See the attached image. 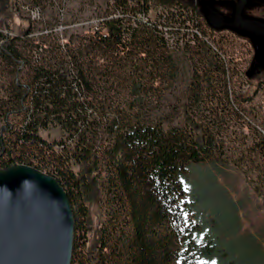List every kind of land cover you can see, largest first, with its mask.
<instances>
[{
  "label": "trees",
  "instance_id": "16d2710c",
  "mask_svg": "<svg viewBox=\"0 0 264 264\" xmlns=\"http://www.w3.org/2000/svg\"><path fill=\"white\" fill-rule=\"evenodd\" d=\"M112 1L101 27L60 36L42 16L24 17L17 0H0V169L23 164L58 180L73 208L71 264H241L195 241L184 179L194 164L226 163L224 133L264 82L253 91L231 87V68L191 4ZM179 51L198 59L182 104L167 113L158 92L178 77ZM50 128L59 136H44ZM253 129L259 142L247 149L260 169L264 136ZM96 198L103 218L88 247Z\"/></svg>",
  "mask_w": 264,
  "mask_h": 264
},
{
  "label": "rangeland",
  "instance_id": "374dc122",
  "mask_svg": "<svg viewBox=\"0 0 264 264\" xmlns=\"http://www.w3.org/2000/svg\"><path fill=\"white\" fill-rule=\"evenodd\" d=\"M17 1L19 12L24 17L30 15L29 9L37 8L42 22L55 26L60 36L66 34L61 32L62 29H66L68 35L92 32L101 27L100 21L113 10L112 0H52V3L41 4L43 7H32L29 0ZM262 13L264 15V10ZM204 35L221 51L230 66L231 87L237 92L253 91L257 82L246 81L243 75L251 55L247 41L229 32H209L206 29ZM174 53L180 73L170 88L158 92V96L162 97V109L165 108L167 113L170 106L182 104L180 97L190 84L191 67L197 64L198 59L191 53ZM155 85H160L159 81ZM241 108L244 119L231 124L223 136L225 147H228L224 152L226 163L194 164L186 172L184 184L188 199L194 204V216L198 223L194 232L195 241L202 244L208 240L216 247L226 249L230 257H235L241 264H264V165L257 169L255 165L262 162L256 151L247 149L259 142L253 128L260 130L264 136V85L256 98ZM256 113L259 115L254 116ZM177 122L175 118L173 124ZM42 133L50 138L59 136L57 128ZM88 208L91 218L87 236L89 247L99 239L98 230L103 218L100 198L89 203ZM78 238L81 244V234Z\"/></svg>",
  "mask_w": 264,
  "mask_h": 264
},
{
  "label": "water",
  "instance_id": "95a60500",
  "mask_svg": "<svg viewBox=\"0 0 264 264\" xmlns=\"http://www.w3.org/2000/svg\"><path fill=\"white\" fill-rule=\"evenodd\" d=\"M74 230L56 178L23 164L0 169V264H71Z\"/></svg>",
  "mask_w": 264,
  "mask_h": 264
},
{
  "label": "flooded vegetation",
  "instance_id": "af4514ba",
  "mask_svg": "<svg viewBox=\"0 0 264 264\" xmlns=\"http://www.w3.org/2000/svg\"><path fill=\"white\" fill-rule=\"evenodd\" d=\"M191 4L212 31L229 32L249 45L245 75L264 82V0H182Z\"/></svg>",
  "mask_w": 264,
  "mask_h": 264
},
{
  "label": "built area",
  "instance_id": "2783aa9c",
  "mask_svg": "<svg viewBox=\"0 0 264 264\" xmlns=\"http://www.w3.org/2000/svg\"><path fill=\"white\" fill-rule=\"evenodd\" d=\"M29 12H30V15H31L32 19H34V20L40 19V17H41V12H39V10H38L37 8L29 9ZM115 16H116V15H111V17H115ZM166 37L169 39L170 43H173L174 40H175V38H174L173 36H171V35H168V34H167ZM180 41H181V43H182V38H181Z\"/></svg>",
  "mask_w": 264,
  "mask_h": 264
}]
</instances>
